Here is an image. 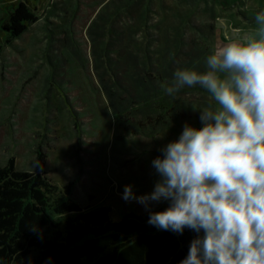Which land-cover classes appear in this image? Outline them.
Masks as SVG:
<instances>
[{
    "label": "rangeland",
    "instance_id": "374dc122",
    "mask_svg": "<svg viewBox=\"0 0 264 264\" xmlns=\"http://www.w3.org/2000/svg\"><path fill=\"white\" fill-rule=\"evenodd\" d=\"M110 1L41 0L38 19L10 44L0 43V164L13 157L16 168L32 170L40 148L55 184L71 182L72 196L81 206H108L117 219L146 210L136 200L122 198L124 187L131 186L137 197L152 193L160 179L152 161L179 139L186 123L194 127L200 114L178 128L152 130L110 110L93 67L96 34L90 31ZM143 1L148 3L146 19L124 36L122 45L147 49L152 67L162 29L181 56L196 44L212 52L256 28L255 15L264 10V0ZM109 57L114 58L113 50ZM200 93L212 101L203 89L175 95L185 101ZM166 202H149L147 210Z\"/></svg>",
    "mask_w": 264,
    "mask_h": 264
},
{
    "label": "trees",
    "instance_id": "16d2710c",
    "mask_svg": "<svg viewBox=\"0 0 264 264\" xmlns=\"http://www.w3.org/2000/svg\"><path fill=\"white\" fill-rule=\"evenodd\" d=\"M40 1L0 0L1 44H10L38 19ZM118 2L105 4L90 28L96 34L91 50L93 67L110 110L123 118L129 115L137 126L152 130L177 127L200 114L212 101L201 93L192 100H179L177 95H166L163 85L172 81L177 69L203 72L213 51L196 44L181 56L162 29L152 67L147 49L122 45L124 36L146 19L148 3ZM174 15L181 13L175 11ZM123 17L133 21L125 22ZM110 50L114 51L113 59ZM194 89L202 88L185 86L180 91ZM195 124L194 128L202 127L199 118ZM37 161L43 171L20 170L13 157L0 164V264H181L191 242L203 236V230L198 234L185 228L181 234L148 224L149 213L166 210L169 201L142 212L128 211L117 219L111 218L108 206H81L72 196L71 182L62 186L54 183L40 148L35 151L34 164Z\"/></svg>",
    "mask_w": 264,
    "mask_h": 264
},
{
    "label": "clouds",
    "instance_id": "9594fccd",
    "mask_svg": "<svg viewBox=\"0 0 264 264\" xmlns=\"http://www.w3.org/2000/svg\"><path fill=\"white\" fill-rule=\"evenodd\" d=\"M255 24L208 55L203 72L177 69L163 85L168 96L199 85L214 103L199 111L201 128L186 123L179 139L160 149L152 193L137 197L124 187L122 198L146 210L149 202L169 201L149 213L148 224L181 234L203 230L181 264H264V10ZM33 168L43 171L39 161Z\"/></svg>",
    "mask_w": 264,
    "mask_h": 264
}]
</instances>
